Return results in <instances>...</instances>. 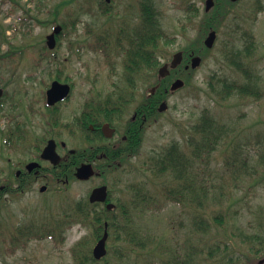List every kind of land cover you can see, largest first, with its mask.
Wrapping results in <instances>:
<instances>
[{"label": "rangeland", "instance_id": "obj_1", "mask_svg": "<svg viewBox=\"0 0 264 264\" xmlns=\"http://www.w3.org/2000/svg\"><path fill=\"white\" fill-rule=\"evenodd\" d=\"M113 1L111 14L123 13L131 2ZM154 1L171 40L161 46V63L180 49L193 48L199 51L201 64L182 73L185 85L170 98L167 110L145 123L138 154L122 162L123 167L106 172L104 179L116 198L128 201L133 195L128 187L145 184L156 201L151 209L133 216L132 229L145 237L144 245L135 246L126 239L114 242L111 234L106 260L99 264H163L178 258L188 264L259 262L264 257V0H239L232 5L239 16L234 33L237 45H244L246 28L255 39L253 51L240 57L249 67L248 78L228 59L234 35V25H228L232 13L216 21L217 38L207 49L202 32L204 0ZM193 3L199 9L196 16L189 9ZM108 20L99 0H0V186L11 182V163L30 157V148L22 147L15 155L11 143L5 144L16 141L13 135L4 137L9 128L19 123L31 144L54 137L67 148L82 151L94 141L84 138L75 121L83 103L89 99L97 103L113 92L130 90L120 58L94 50L93 43L105 37ZM56 24L63 28L55 46L48 49L45 38ZM3 53L9 54L2 57ZM56 76L72 86L68 100L58 105V120L70 122L68 128L49 126L51 114L43 103L45 86ZM247 82L253 83L250 90L257 95L237 88L226 96L219 92L224 93V83L243 86ZM146 86V79L138 78L135 99L122 120H113V126L122 130ZM205 108L225 125V133L212 155L195 167V193L200 200L192 201L190 193L178 204L166 199L164 177H151L144 171L143 161L154 148L182 139V132ZM92 184L71 178L66 184H57L58 189L50 182L44 192L38 186L25 194L5 192L0 199V264H74L72 248L80 247L75 242L84 241L85 247H93L95 242L94 229L78 222L53 240L31 239L22 247H11L8 240L18 227L55 221L78 199L85 203Z\"/></svg>", "mask_w": 264, "mask_h": 264}, {"label": "trees", "instance_id": "obj_2", "mask_svg": "<svg viewBox=\"0 0 264 264\" xmlns=\"http://www.w3.org/2000/svg\"><path fill=\"white\" fill-rule=\"evenodd\" d=\"M224 1L225 0H214V7L209 12H203V34H205L210 29L216 28L215 24L219 18L221 19L223 17L225 19L226 16H229V14L231 13L233 19L230 18L228 24L229 26L234 25V27H232L231 34H234L238 30L239 23L237 22V18L239 16L234 11H232V5H234V3L230 2L229 0H226L225 2ZM99 4L104 6L106 3L103 0H99ZM190 6L191 7H189V9L193 11L194 16L198 15L199 9L196 4L193 3ZM260 10L261 9H258V11ZM76 21L77 18L72 20L73 28L75 27ZM155 24H158V19H155L154 25ZM158 31L159 33H157V35H159L162 40L166 39L167 34L163 30L162 26L160 29H158ZM236 39H238V37H236L235 34L231 35L228 48V52L230 55L228 57L229 62L236 68L243 70V72L246 74V77L248 75L251 76L249 67L243 65L240 57L241 55L247 57L253 51L255 46L253 33L249 28L244 29V31L242 32L244 45L242 47L237 45ZM145 40H147V36ZM43 47L45 48V45ZM194 51L196 50L194 49ZM8 54L9 53H3L1 56L5 57ZM144 55L145 56L143 57H126L123 59V67L125 71L124 76L125 80L130 86V90L127 92H113V94L102 97L103 99H101L97 103L92 102L93 99L86 100L82 105L81 111L82 118L84 119L83 122L85 120H89L90 117L96 116L98 118V115H94L92 112H97L98 114L105 115L108 119H110L113 115H121L122 113H124L127 110L130 102L134 100L135 84L138 78L143 77L144 79H146L147 84V86L145 87V93L143 95V101L140 104L148 106L156 103V94L162 88V85L166 81V79L169 80L173 76L177 75V68L171 69L169 75L161 77L158 73H156L158 61L149 58L146 52L144 53ZM174 71L176 72V75L174 74ZM153 75H155V79L154 81H151ZM154 86L156 90L155 92L157 93L147 96V94L150 92L151 87ZM223 86L224 93L222 92V90L219 92L225 96L235 88L240 89V92H250V94L252 95H257V92L255 90H250L251 87H253L252 82H247L243 86H237L235 83H224ZM58 119H60L58 114H56V116L51 115L50 119L48 120L49 126L61 125L64 128H68L71 125L70 122L65 121L64 123H62L59 122ZM83 124H80L79 126L82 127ZM138 124L139 119L132 123V125ZM19 128V123H16V125L11 130L10 128L8 129V131L5 133V137H8V135L14 136L17 132L23 131L22 128ZM225 128V125L219 123L210 114L209 110L205 108L199 115L196 122L193 123L185 132H182V139H172L166 144L158 148H154L151 151L147 160L145 159L143 161L144 171L154 178L164 177V182H166L167 184L166 199L180 204L182 203L183 198L187 197L188 194L191 193L192 201L200 200L198 198V194L195 193L197 191L195 188L197 177L195 167L198 161L202 159L203 161L204 159H208L216 150L219 142L223 139ZM141 135L142 132L140 131L138 133L139 139L132 137L129 140L128 146L131 145L132 148L127 149V151H121V157L119 156L120 160H122L123 162H129L131 158L135 157L138 154L137 152L141 145ZM10 143L12 144V142ZM5 144L9 145V142H6ZM80 153V150H76L75 157L79 158L78 162L82 160L80 157H78ZM237 159H239V157L234 160ZM69 176H71V172H69ZM145 187V184H135L129 186L128 190L133 192L132 197H130L128 201L118 203L120 208L119 212H123L124 208H126V218L121 219L112 217L108 220L110 233L112 234L114 242L124 241L126 239L132 245H144L145 237L142 234H138V232L132 229V223L134 222L133 216L135 212L141 213L151 209V205H153L156 201L154 194ZM9 191L10 188L8 186H5L3 190L0 191V197L3 192ZM85 203L88 205L87 202ZM83 205L84 201L78 200L71 207L67 206L55 221L51 220V222L47 223L42 222L38 226L33 225L19 227L18 229H16L15 234L9 236L8 243H11L16 247H22L27 241L31 239H53V237H56V235L61 236V233L63 231L68 230L77 222H85L86 224H88L89 217H82L78 213L91 211L89 209L91 207H89L88 205L89 208H87ZM92 221H94V223L92 224V228L94 229L95 238H97L100 235V227L98 223H100L101 220L94 219ZM15 235L18 236L19 240L16 241ZM83 243L84 241H81V247L72 248V251H74L73 257H75L74 264H99L101 260H106V256L101 258L100 260L94 259L91 253L92 247H85ZM254 252L259 253V249H254ZM163 264H188V262L179 260L178 258L172 261L167 260ZM252 264L260 263L256 260L252 262Z\"/></svg>", "mask_w": 264, "mask_h": 264}, {"label": "flooded vegetation", "instance_id": "obj_3", "mask_svg": "<svg viewBox=\"0 0 264 264\" xmlns=\"http://www.w3.org/2000/svg\"><path fill=\"white\" fill-rule=\"evenodd\" d=\"M134 4H136V8L131 9V6ZM114 6L115 4L113 0H109L107 6H105V14L109 15L108 23H110V27L108 26L105 29V47L108 54L110 55V53H112L123 61L126 57H143L146 52L149 58L155 59L159 63L162 54L161 46L169 44L171 40L169 35L166 36V39L164 40L157 35V33H159L158 29L161 28V22L159 18V9L155 1L131 0V2L127 5V9L123 10V13H120V11L116 14H111ZM122 16H125V18H122ZM155 19H158V24L154 25ZM146 36L147 40H145ZM178 51L182 52V61L176 70L179 76L176 75V72H174L176 76L170 78L169 80L166 79L158 93L155 92L154 89H151L148 95L150 96L157 93L156 103L148 106L141 105L140 107L137 105L135 106L136 108L133 109L132 115L128 120H131L132 123H134V121L140 119V124L132 125L128 120H126L122 130H120L117 126H113L112 122L113 120H122L125 113H122L121 115H113L111 118L109 117L110 119H108L105 115L98 114L97 112L92 113L94 115L97 114L98 118L96 116L90 117L89 120H85L83 122L84 119L82 118L81 108L80 112L76 115L79 130L83 133L84 138L94 140L86 148L82 149L78 156L82 159L81 161L78 162L79 158L75 157L76 151L74 149L67 148L64 142L59 141L54 137H50L45 140H38L34 144H31L30 141L25 140L23 137L25 132L21 131L18 135L15 134L14 136L16 137V141H13L11 144V150L15 155H17L22 147L30 148V157L21 158L11 163L12 179L11 182L8 183L11 194H25L30 192L35 186H38L40 192H44L50 185V182L55 183V188L58 189L59 186H56L57 184L68 183L70 177L69 172H71V176L74 177L77 168L81 164H90L95 171L94 174L86 180V182L93 181L88 193L87 201L89 202V195L94 188L102 185H105L107 188V198L105 201L89 202L91 205H88L91 208L84 203L83 206L89 208L91 211L78 213L82 217H89L88 224L85 222L79 223L84 227L88 225L91 226L94 223V221H92L94 219L101 220L98 225L102 228V231L100 236L95 239V245L101 238L105 223H108L109 219L112 217L125 219L127 216L126 208H124L123 212H119L120 208L117 209L115 208L116 206L111 210L107 209L108 203L116 204L120 199L116 198L112 194L110 184H108L104 179L105 174L107 171H114L123 167L122 160L119 159V156L121 157V151H127V149L132 148L131 145L128 146L129 140L132 137L139 139L138 133L140 131L144 132L145 123L157 119V116L162 113L160 112L161 104L165 102L168 106L170 98L179 90L171 91L169 89L170 85L174 79L180 77L182 73L189 70L185 67L190 63V59L195 54V51L189 50L185 53L182 49ZM176 52H174L171 57L162 64L167 65L168 67ZM62 102L60 101L52 107L54 108L50 111L52 115L56 116V114H59L61 116L58 105ZM80 124H83V126L80 127ZM104 124H109L110 128L113 129V132L109 137L106 136L103 130ZM54 128H59V125ZM59 133V131H55L56 135ZM51 139L54 140L55 152L60 157L59 162L56 164L52 163L48 159L42 158L41 156L44 147ZM26 143L28 146L25 145ZM0 187L3 188L4 185H1ZM42 187H44L43 191L40 190ZM260 260L262 261L263 259Z\"/></svg>", "mask_w": 264, "mask_h": 264}, {"label": "water", "instance_id": "obj_4", "mask_svg": "<svg viewBox=\"0 0 264 264\" xmlns=\"http://www.w3.org/2000/svg\"><path fill=\"white\" fill-rule=\"evenodd\" d=\"M231 1H236V0H231ZM213 0H206L205 1V10L208 11L212 6H213ZM61 30L60 25H56L53 28V31L46 36V44L48 45L49 48H53L55 46V34L59 33ZM216 38V32L214 30H211L205 40L204 44L207 47H212L214 41ZM182 59V53L178 52L174 55L172 62H171V67H175L178 63L181 62ZM201 62V59L199 56H193L191 59V67L195 68L199 66ZM189 65L186 66L188 68ZM168 71L167 66L164 65L159 69V75L164 76L165 73ZM184 85V81L180 78H177L174 80L170 86L171 90H176ZM70 90V86L66 83H60L58 81H53L51 86L47 89L46 91V102L48 104H54L58 100L64 99ZM1 93V90H0ZM166 108V104L163 102L161 104L160 110H164ZM103 130L106 134V136H111L113 129L110 128L109 124H104ZM42 158L50 160L52 163L56 164L59 162L60 157L56 154L55 152V142L54 140H49L47 145L44 147L42 153H41ZM94 170L92 169V166L90 164H81L80 167L77 168L76 170V177L79 179H87L93 174ZM41 190H44V187L41 188ZM107 196V190L106 186H100L96 187L92 190L90 194V201H104ZM114 205L109 203L107 205V208H112ZM107 238V231L104 232L103 236L101 239L96 243V245L92 249V255L95 259L99 260L102 257H104L107 253V249L105 247V241Z\"/></svg>", "mask_w": 264, "mask_h": 264}]
</instances>
